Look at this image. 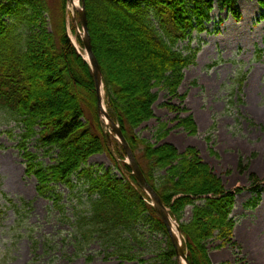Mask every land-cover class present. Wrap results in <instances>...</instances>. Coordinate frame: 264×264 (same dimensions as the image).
Returning a JSON list of instances; mask_svg holds the SVG:
<instances>
[{
	"label": "trees",
	"instance_id": "trees-1",
	"mask_svg": "<svg viewBox=\"0 0 264 264\" xmlns=\"http://www.w3.org/2000/svg\"><path fill=\"white\" fill-rule=\"evenodd\" d=\"M83 1L108 113L179 224L191 264H213L211 240L220 241L217 248L234 244L233 211L243 188L227 189L196 147L181 152L166 138L171 121L189 134L198 132L184 104L186 95L180 93L197 49L191 43L179 49V43L209 30L216 4L236 16L238 0ZM258 3L264 8V0ZM67 4L68 0H0V112L21 128L16 147L26 175L36 179L37 193L50 201L48 211L69 227L62 238L34 235L35 226L28 223L33 203L23 198L17 202L2 192L0 225L9 211L14 220L0 232V264L24 237L32 251L28 264L44 259L45 264L78 258L92 262L99 256L146 263L139 248L141 226L147 225L167 237V248L157 259L178 264L164 221L126 162L123 145L101 120L92 68L68 33ZM78 42L83 47L79 36ZM161 92L162 105L175 117L158 119L153 141L138 130L156 118ZM33 141L52 162L31 149ZM101 153L109 156L114 169L88 164ZM250 178L252 184L259 180L254 173ZM252 191L259 195V187ZM188 208L191 217L186 219Z\"/></svg>",
	"mask_w": 264,
	"mask_h": 264
},
{
	"label": "rangeland",
	"instance_id": "rangeland-1",
	"mask_svg": "<svg viewBox=\"0 0 264 264\" xmlns=\"http://www.w3.org/2000/svg\"><path fill=\"white\" fill-rule=\"evenodd\" d=\"M77 2L81 6L80 0ZM236 6L235 16L216 4L208 23L209 30L195 32L191 40L178 45L184 50V46L191 43L192 48L197 49L196 62L185 69L180 87V93L186 95L184 104L188 113L197 123V134H189L171 121L175 113L162 105L165 101L163 92L155 104L156 118L144 123L138 132L154 141L158 119L171 121L167 141L181 152L189 146L196 147L227 189L243 188L236 196L233 211L236 220L234 244L217 248L220 241L213 239L208 245L209 255L213 264H264V8L258 0H238ZM75 11L73 4L68 2V33L87 58L85 47L78 42L83 31ZM49 27L51 29V24ZM10 130L12 135L8 133ZM20 131L16 122L0 112V203L5 204L2 192L17 202L21 198L31 201L34 209L28 223L34 224V235L57 234L62 238L69 227L61 223L56 212L48 211L50 201L37 193L36 179L26 175L23 158L16 147ZM30 147L38 150L36 141ZM38 152L46 163L52 162L42 151ZM88 164L114 169L106 153L93 155ZM115 172L119 173L118 170ZM251 173L259 179L256 184L251 182ZM254 186L259 187V195L252 191ZM60 189L67 191L63 186ZM251 201L254 205H249ZM190 217L191 208H188L186 219ZM13 220V212L9 211L0 225V232L7 230ZM140 230L142 244L139 249L146 260L142 264H162L157 256L167 248V237L149 225L141 226ZM98 248L92 246L93 250ZM102 258L99 256L92 262L84 258L60 259L52 264H140L116 257ZM31 260V245L24 237L16 241L7 261L2 264H28ZM43 261L30 264H45Z\"/></svg>",
	"mask_w": 264,
	"mask_h": 264
},
{
	"label": "water",
	"instance_id": "water-1",
	"mask_svg": "<svg viewBox=\"0 0 264 264\" xmlns=\"http://www.w3.org/2000/svg\"><path fill=\"white\" fill-rule=\"evenodd\" d=\"M72 1V0H69ZM80 19L82 22V27L84 29V36H82V41L85 46V49L88 54L89 63L92 67L93 74L95 77V84H96V92H97V100H98V110L99 114L101 115V118L106 121L108 126L113 130V132L116 134L117 138L122 143L123 147L126 150L127 158H128V164L130 165L133 173L135 174L136 178L139 180L141 185L144 187L145 191L150 195L153 205L160 214L161 218L163 219L164 223L167 226V229L170 233V237L173 243V246L175 248L177 259L180 260L183 258L187 264H191L187 257V253L185 251V248L183 246L182 241L179 239V237L175 234L173 230V221L170 216V213L163 203L161 197L157 193V191L151 186V184L146 179L143 171L141 170L139 163L137 162V159L126 140L125 136L123 135V132L119 126L118 123H116L111 116L109 115L107 108L105 106V97H104V84H103V74L101 67L99 65V62L97 60V57L93 51V46L91 42V36L88 28V21H87V13H86V7L85 2H83L82 7L78 9ZM177 230L180 232L179 226H177Z\"/></svg>",
	"mask_w": 264,
	"mask_h": 264
},
{
	"label": "bare ground",
	"instance_id": "bare-ground-1",
	"mask_svg": "<svg viewBox=\"0 0 264 264\" xmlns=\"http://www.w3.org/2000/svg\"><path fill=\"white\" fill-rule=\"evenodd\" d=\"M74 4H75L76 6H78V2H77V0H74ZM87 59H88V58H87ZM173 230H174L175 234H176L177 236H179V238H180V234L178 233V231H177L175 225H174V227H173ZM236 234H237V232H236ZM181 264H187L186 261H185L183 258L181 259Z\"/></svg>",
	"mask_w": 264,
	"mask_h": 264
}]
</instances>
